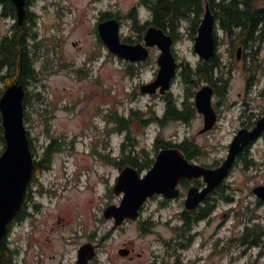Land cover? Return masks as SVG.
I'll return each instance as SVG.
<instances>
[{
  "label": "rangeland",
  "instance_id": "obj_1",
  "mask_svg": "<svg viewBox=\"0 0 264 264\" xmlns=\"http://www.w3.org/2000/svg\"><path fill=\"white\" fill-rule=\"evenodd\" d=\"M28 10L37 15L34 48L40 57L36 66L41 77L37 85L29 86L33 103L27 108V130L39 155L50 143L47 125L51 135L63 136L66 144L55 154L52 170L30 185L33 198L28 209L32 215L10 231L8 240L20 250L17 264H77L79 250L86 244L96 249L91 264H173L176 260L183 264H264V245L246 247L238 240L246 225H260L264 230V201L253 192L264 186V137L249 150L257 168H247L243 159L238 160L218 195L223 193L233 201L219 202L208 221L191 230L189 238L196 232L200 236L195 235L187 249L176 243L186 188H181V200L167 201L160 195L150 199L137 222L116 229L114 221L104 217L108 207L122 201L114 188L122 172L117 166L121 146L128 135L132 140L127 142L126 153L139 163L147 156L156 158L157 136L176 144L184 140L196 144V164L216 166L226 160L237 131L264 117V97L259 93L264 87V42L258 54V81L247 91L253 77L250 51L242 50L239 59L237 51L229 52L224 33L218 32L217 55L226 68L214 79L222 76L227 86L225 93L218 90L213 97L214 106L220 103V122L212 132L199 134L203 119L197 113L187 123L151 121L145 126L134 120L125 134H117V123L111 118L116 113L128 117L135 109L152 118L154 111L158 115L165 111L166 95L141 92L143 85L157 78L159 49H151L146 62L131 64L112 54L100 42L97 30L102 14L110 12L121 23L122 40L136 42L142 35L144 42L146 31L133 27L129 17L136 10L141 24L150 22L151 12L143 0H32ZM1 12L0 3V40L16 23ZM190 27L189 21L182 22L173 50L183 67L196 68L201 59L194 51L197 35L192 36ZM181 72L171 89L179 102L185 99L187 86ZM5 87L6 83H0V90ZM37 92L45 100L41 104L33 94ZM245 102L248 108H244ZM74 139L75 149L71 150ZM33 156L35 161L39 159ZM148 171L140 173L144 176ZM34 204L40 205L38 210ZM121 250H127L128 255H121Z\"/></svg>",
  "mask_w": 264,
  "mask_h": 264
},
{
  "label": "water",
  "instance_id": "obj_2",
  "mask_svg": "<svg viewBox=\"0 0 264 264\" xmlns=\"http://www.w3.org/2000/svg\"><path fill=\"white\" fill-rule=\"evenodd\" d=\"M17 10L16 23L23 26L27 16L28 0H10ZM207 1V0H205ZM101 41L108 50L118 58L130 62H146L150 50L158 48L159 72L154 82L143 85V94L154 95L159 91L166 95L172 88L176 78L179 63L173 52L174 39L164 29L149 27L144 36V42L137 44L125 43L121 37V23L112 18L102 21L97 26ZM194 51L203 61H210L217 55L216 17L210 5L206 2L205 13L195 37ZM239 50V58H240ZM26 87L21 83L8 86L0 98V112L3 121L6 147L0 157V243L8 236L10 227L23 208L29 187L33 181L35 159L33 156L28 130L26 126V109L24 99ZM214 90L210 86L203 87L196 95L195 104L200 114L205 117V128L201 134L211 130L217 122L213 107ZM264 133V117L252 131L242 130L234 138L229 148V154L223 164L211 169L190 161L178 147L163 149L156 157L152 168L143 176L135 167L127 166L118 178L114 193L122 196L119 206H110L104 217L112 219L115 228L125 222H137L146 203L156 195L166 200L177 199L180 196L181 180L203 179L206 187L201 190L194 187L189 190L185 208L195 210L229 177L237 158L245 148L259 139ZM254 194L264 201V186L254 189ZM127 250H121V255H128ZM96 257L93 244L82 246L78 253L77 264H91Z\"/></svg>",
  "mask_w": 264,
  "mask_h": 264
},
{
  "label": "trees",
  "instance_id": "obj_3",
  "mask_svg": "<svg viewBox=\"0 0 264 264\" xmlns=\"http://www.w3.org/2000/svg\"><path fill=\"white\" fill-rule=\"evenodd\" d=\"M206 2L209 3L211 10L216 17L217 45L219 44L218 32L220 31L223 32L224 36L229 40V52L231 54L233 51L238 52L240 48L250 51L249 56L253 62V77L251 78L249 85L253 86L255 80L257 79L256 76L260 67L258 63V54L260 52V47L264 42L263 0H143L146 8H148L151 12L150 22L141 24L139 16L136 14V10H133L129 17L133 22V27L141 33H144L149 27L155 26L164 29L173 37L174 41H177L181 31L182 22L185 20L189 21L191 24L190 29L192 31V36L195 37L197 35L198 28L205 13ZM0 3L2 6V16L10 20H16L17 10L14 3L10 0H0ZM28 3L29 2H27V16L24 25L19 26L15 23L10 32L0 40V83H6V87L0 90V98L8 86L15 83L23 84L27 90L24 99L26 123L30 120L27 108L32 106L33 103L31 101L32 93L29 92V86L37 85L41 77V71L36 66L40 57L35 50L36 47L34 48V42H36L38 38V34L35 31L37 15L28 10L30 5V3ZM112 18H116V16L113 13L106 12L102 14L100 20L104 21ZM142 40L143 36L141 35L139 40H136V42L131 38L124 39L123 41L125 43L132 44L139 43ZM100 42L102 41L100 40ZM222 62L221 57L217 55L216 58L208 62L201 61L196 68L182 66L180 70L182 71L181 75L187 84L186 96L184 99L186 103L184 101L180 103L173 93H169L166 97H164L165 112L162 116H159L154 111L152 118H145L144 114L140 110L135 109H131L129 118L120 116L116 113L111 118L116 121L117 130L119 132L129 130L134 120H140L145 126H148L151 121L156 123L158 122L160 124H164L166 121L187 122L189 119L188 112L181 105H185L187 107V104L194 97L196 86L199 85L200 82L213 85L215 81L214 77L220 70H224V68H226V65H223ZM78 72L81 75L83 74V70ZM221 78L223 77L221 76ZM256 81H258V79ZM226 86L227 81L224 82L223 86L219 87L220 94L225 93ZM33 94L35 98H38V102H40V104L45 101L44 99H41V92ZM261 96L264 97V90L261 92ZM46 133L50 137V143L44 149L43 154L39 155L37 148L34 145V139L28 131L32 152L39 157V159L35 161L33 181L35 179H40L44 173L52 170L55 154L59 153L64 148L63 143L66 144V139L63 136L56 137L51 135L50 125H47ZM61 139H63V142ZM126 139L127 142L132 140L129 135ZM127 142L123 144L124 152L122 156L119 157L120 161L117 163L118 168L123 170L125 166L129 165L135 167L139 172H143L145 169H151L155 160L147 156L143 163H139L135 158L126 153ZM70 144L72 147L71 150L75 149V139L70 142ZM5 147L6 140L0 112V157L4 153ZM171 147L180 148L189 159H193L199 154L197 147L189 140H185L179 144H174L171 141H167L162 137L157 136L154 141V150L156 152ZM144 154L146 155L147 153L144 151ZM250 157L251 155L248 156L247 154V156L243 158L245 166L247 168H257V163ZM220 195L221 196H218L215 200L210 201L206 209L200 210L197 216H185L182 218V226L180 228H176L178 237L176 243L179 244L180 249L185 250L190 247L192 238L195 237L194 235H191L189 238L191 230L195 228L198 222L208 219L213 214V211L219 202L231 203L233 201L232 198L227 195H223V193ZM32 198V190L29 189L23 208L12 223L10 231L14 224L22 222L32 215L28 209V202H32ZM34 207L38 210L40 205L34 204ZM261 228L262 227L260 225L255 227L246 225L238 240L244 246L252 247L253 242H258L264 236V230ZM9 235L0 243V264H17V258L20 254V250L12 247L11 242L8 240ZM181 238H184L185 240L180 241Z\"/></svg>",
  "mask_w": 264,
  "mask_h": 264
},
{
  "label": "flooded vegetation",
  "instance_id": "obj_4",
  "mask_svg": "<svg viewBox=\"0 0 264 264\" xmlns=\"http://www.w3.org/2000/svg\"><path fill=\"white\" fill-rule=\"evenodd\" d=\"M29 3H30V5H29V7H31V0H29L28 1ZM28 3V4H29ZM29 7H28V9H29ZM180 64V68H182V64L181 63H179ZM226 80H224L223 78H215V81H214V83H213V85H211V84H208V83H205L204 84V86H210V87H212L213 88V90H214V96L213 97H215V96H217L218 95V90H219V87H221V86H223L224 85V82H225ZM249 83H250V80H248V83H247V91H250L251 89H252V86H250L249 85ZM200 85V84H199ZM203 84H201L200 86L201 87H204V86H202ZM198 88H199V86H198ZM198 88H196L195 89V94H194V97L191 99V101L187 104V107L185 106V105H181V106H183L184 107V109H186L187 110V112H188V116H189V119H188V121L187 122H192L194 119H193V117L194 116H196L197 115V113L202 117V119H203V127L201 128V130L199 131V134L200 135H205V134H207V133H209V132H212L216 127H217V125L219 124V122H220V113L218 112V107L217 106H219L220 105V103L219 104H217V106L215 107L214 105H213V107H214V110H215V112H216V115H217V122H216V124L214 125V127L211 129V130H209L208 132H206V133H203V134H201V131L205 128V117L202 115V114H200L199 112H198V110H197V107H196V104H195V98H196V95H197V93L199 92V90H198ZM202 89V88H201ZM159 93V92H158ZM170 93H171V91H170ZM168 94H169V92H168ZM261 95V94H260ZM167 96V95H166ZM184 101V100H183ZM182 101V102H183ZM185 102V101H184ZM181 103V102H180ZM186 103V102H185ZM184 104V103H183ZM234 105V104H233ZM249 107V104L247 103V102H245V104H244V108H248ZM232 108H235V106H232ZM141 111V110H140ZM142 112V111H141ZM165 112V111H164ZM144 114V113H143ZM164 114V113H163ZM246 114V111L244 112V115ZM162 116V115H161ZM246 116V115H245ZM126 118H129V116L128 117H126ZM260 120V119H259ZM258 120V121H259ZM257 121V122H258ZM178 122H182V121H178ZM186 122V123H187ZM257 122H254V123H251L250 125H243L238 131H237V134H236V136L239 134V132L240 131H242V130H247V131H252L255 127H256V124H257ZM156 123V122H155ZM235 136V137H236ZM264 137V133H262V135H261V137L259 138V139H261V138H263ZM185 141V140H184ZM183 141V142H184ZM182 143V142H181ZM255 142H253L252 144H250L249 146H247L246 148H245V150H244V152L237 158V162H238V160H240V159H243L245 156H247V154L249 155V150H250V148L252 147V145L254 144ZM196 147H197V145L196 144H194ZM123 144H122V146H121V151H120V155H119V157L120 156H122V154H123ZM160 152V151H159ZM159 152H157L156 154H158ZM185 154V153H184ZM187 157V156H186ZM189 159V158H188ZM194 159V158H193ZM193 159H189L190 161H192L193 162ZM237 162H236V164H237ZM223 164V162L221 163V164H219V165H216V166H207L208 168H211V169H216V168H218V167H220L221 165ZM205 166V165H204ZM224 184H225V182L223 183V184H221L214 192H212L205 200H204V202H202L195 210H187L186 208H185V203H186V200L184 201V210H183V212L180 214V218L182 219L183 217H185V216H197L198 214H199V211L200 210H202V209H206L207 208V206H208V204L210 203V201H213V200H215L216 198H217V196H218V194H219V192L221 191V189L223 188V186H224ZM194 187H197V188H200L201 190H203L205 187H206V184L204 183V180L203 179H198V180H181L180 181V184H179V189H180V196L177 198V199H172V200H167V201H175V200H181L182 199V197H183V193L181 192V188H186V189H188V191H187V195H188V193H189V190L191 189V188H194ZM182 196V197H181ZM164 198V197H163ZM165 199V198H164ZM166 200V199H165ZM209 219V218H208ZM208 219H206L205 221H201V222H198L197 223V225L195 226V227H197L199 224H201V223H203V222H207L208 221ZM194 229V228H193ZM200 236L199 235V232H196L195 234H194V236ZM264 237V236H263ZM261 238V240H259L258 242L257 241H255V242H253L252 243V248H257L258 246L260 247H262L263 245H264V238ZM183 240H185L184 238H181L180 239V241H183ZM188 240L190 241V239L188 238ZM165 264V263H164ZM172 264V263H171ZM173 264H183L182 263V261H180V260H176V261H174L173 262Z\"/></svg>",
  "mask_w": 264,
  "mask_h": 264
}]
</instances>
